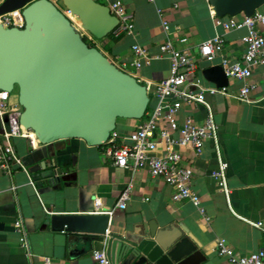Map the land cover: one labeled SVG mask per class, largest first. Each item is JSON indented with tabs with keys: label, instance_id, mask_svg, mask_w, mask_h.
Masks as SVG:
<instances>
[{
	"label": "crops",
	"instance_id": "0c3cea01",
	"mask_svg": "<svg viewBox=\"0 0 264 264\" xmlns=\"http://www.w3.org/2000/svg\"><path fill=\"white\" fill-rule=\"evenodd\" d=\"M49 1L63 9V0ZM94 1L107 5L105 0ZM121 1L133 15L131 34H109L101 40H95L87 32L82 36L122 71L142 85H150L147 111L158 103L152 95L153 86L169 76V61L152 59L136 70L132 66L133 45L138 44L154 56L166 40L187 37L185 45L176 46L196 60L197 75L204 87L214 86L203 77L204 69L220 66L223 59L238 61L245 50L241 37L247 33L246 28L225 30L217 25V17L204 0ZM159 12L169 25L168 31L161 26ZM257 12L264 14V5ZM244 17L240 14L235 19ZM218 19L226 22L231 18ZM257 31L264 36V25H258ZM216 36L222 38V48L211 62L201 60L199 45ZM250 83L255 87L248 94V101L236 99L244 83L234 79H228V96L216 94L210 98L221 158L227 163L228 199L212 177L217 168L212 143L206 141L198 156L189 148L182 149L184 159L194 169L191 188L199 195L198 206L187 200L173 202L175 189L152 178L146 169L116 168L105 157L104 146L89 147L80 139L42 145L31 136L11 138L22 168L12 166L9 174L0 169V264H40L42 257L50 258L51 264H96L91 254L93 250L105 251L104 236L51 228L54 215L92 214L96 200L100 202V212L113 211L109 235L132 232L139 224L149 221L156 222L158 228L182 224L199 244L200 264H228L216 253L218 240H223L237 255L264 250V65L253 69ZM187 114L198 123L204 117L201 108L185 110L179 114L180 123ZM116 124L115 132L127 134L138 121L120 119ZM5 128V122L0 119V131ZM173 135L177 137L179 132ZM59 168L60 175L50 176L53 181L42 177L45 172ZM129 184L130 199L126 208L119 210L115 208L118 196ZM18 216L25 223L31 259L19 245L13 228ZM256 223L261 227L251 225Z\"/></svg>",
	"mask_w": 264,
	"mask_h": 264
},
{
	"label": "water",
	"instance_id": "95a60500",
	"mask_svg": "<svg viewBox=\"0 0 264 264\" xmlns=\"http://www.w3.org/2000/svg\"><path fill=\"white\" fill-rule=\"evenodd\" d=\"M209 5L217 18L250 17L264 0H209ZM63 8L95 40L118 23L106 5L94 0H63ZM17 9H22V28L0 24V90L16 91L19 125L33 132L38 143L80 139L99 147L118 119H142L150 101L145 86L88 46L59 8L49 0H3L0 15ZM202 75L217 88L228 85L221 66L206 68ZM109 220L107 214L54 215L51 228L105 237ZM104 246L112 264L202 262L199 244L182 224L158 228L154 221L141 223L132 232L110 234Z\"/></svg>",
	"mask_w": 264,
	"mask_h": 264
},
{
	"label": "built area",
	"instance_id": "2783aa9c",
	"mask_svg": "<svg viewBox=\"0 0 264 264\" xmlns=\"http://www.w3.org/2000/svg\"><path fill=\"white\" fill-rule=\"evenodd\" d=\"M105 1L111 15L118 20L110 34L114 36L124 33L131 34L133 31L131 12L125 8L121 0ZM204 1L212 10L209 0ZM21 10L17 9L0 15V24L4 28H22ZM60 11L82 36L85 31L78 25L75 20L76 17L74 18L70 11L65 8ZM159 17H161L162 28L164 31H168L169 25L162 18L161 12H159ZM230 18L226 22L217 18L216 23L225 30L246 28L247 33L241 37L245 50L240 60L229 62L223 59L220 66L228 79L244 83L239 89L236 99L248 101V94L255 87L254 84L250 83L253 69L264 65V36L257 31L258 25H264V14L256 11L252 16L244 17L241 20H236L235 17ZM187 42L188 39L185 36L178 37L176 40L168 39L159 45L158 54L154 56H150L138 44L132 46V52L135 56L132 66L136 70H139L143 63L148 64L152 59L166 58L169 61L170 74L167 78L154 84L152 95L158 100V103L150 111H146L134 130L127 134H119L114 130L103 146L105 157L116 168L130 167L133 171L146 169L152 178L158 179L175 189L171 196L173 202L187 200L198 206L200 203L199 195L191 188L194 169L184 159L182 149L189 148L198 156L201 154L206 141L212 143L217 158V168L212 172V177L228 199L227 163L221 158L218 126L210 99L216 94L223 96H228V94L226 87L217 88L215 85L204 87L201 84L197 75L196 60L187 51L176 46V44L185 45ZM222 46L223 40L218 36L201 43L198 47L199 58L211 62ZM136 80L139 82L138 79ZM145 88L149 96L150 85L146 84ZM197 108H201L204 112V117L199 123L189 114L184 117L182 123L179 122L180 112ZM20 113L21 108L13 99V93L0 90V119L6 124V128L0 131V169L6 174L11 173L12 166L22 168L21 161L16 155L10 139L16 136H31L30 130H25L19 125ZM174 132H179V136L174 137ZM131 190L132 186L129 184L119 194L115 208L119 210L126 208ZM112 212H100V202L99 200L95 201L92 214L110 216ZM201 212L203 213L202 209ZM251 225L257 228L261 227L260 223ZM13 228L18 235L19 245L26 250L27 257L31 259L33 256L29 251L26 227L21 216L15 219ZM108 237L109 231H107L103 243ZM215 250L217 255L224 258L228 264H264V250L247 255H237L223 240L217 241ZM91 258L96 264H112L102 249L93 250ZM40 264H51V260L48 257H42Z\"/></svg>",
	"mask_w": 264,
	"mask_h": 264
},
{
	"label": "trees",
	"instance_id": "16d2710c",
	"mask_svg": "<svg viewBox=\"0 0 264 264\" xmlns=\"http://www.w3.org/2000/svg\"><path fill=\"white\" fill-rule=\"evenodd\" d=\"M83 38V41L88 44V46H92L94 47V45L92 43H90L85 37H82Z\"/></svg>",
	"mask_w": 264,
	"mask_h": 264
},
{
	"label": "rangeland",
	"instance_id": "374dc122",
	"mask_svg": "<svg viewBox=\"0 0 264 264\" xmlns=\"http://www.w3.org/2000/svg\"><path fill=\"white\" fill-rule=\"evenodd\" d=\"M79 26H80V25H79ZM13 99L16 100V91H14V93H13ZM118 120H120V119H118ZM118 120H117V121H118ZM135 121H138V122H139V120H135ZM116 128L118 129L117 124H116ZM116 128H115V129H116Z\"/></svg>",
	"mask_w": 264,
	"mask_h": 264
},
{
	"label": "bare ground",
	"instance_id": "6f19581e",
	"mask_svg": "<svg viewBox=\"0 0 264 264\" xmlns=\"http://www.w3.org/2000/svg\"><path fill=\"white\" fill-rule=\"evenodd\" d=\"M74 18H75V17H74ZM75 20L77 21L78 25H80V26L82 25L81 22L77 20V18H75ZM31 137H32V138H35L33 132H31ZM35 140H36V139H35Z\"/></svg>",
	"mask_w": 264,
	"mask_h": 264
}]
</instances>
